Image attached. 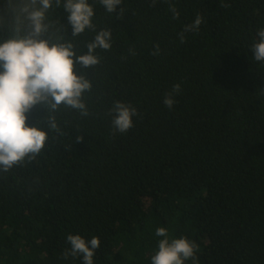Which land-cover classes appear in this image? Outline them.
Here are the masks:
<instances>
[{"label":"trees","instance_id":"1","mask_svg":"<svg viewBox=\"0 0 264 264\" xmlns=\"http://www.w3.org/2000/svg\"><path fill=\"white\" fill-rule=\"evenodd\" d=\"M90 3L112 32L86 72L90 115L62 108L40 154L0 170V264H83L63 258L70 234L99 238L93 264H151L160 227L195 242L184 264H264V61L252 51L264 0H123L112 14ZM67 15L49 19L86 51L94 34L71 37ZM11 21L0 0V43ZM116 101L137 110L126 133L107 115ZM26 115L47 129L41 105Z\"/></svg>","mask_w":264,"mask_h":264},{"label":"clouds","instance_id":"2","mask_svg":"<svg viewBox=\"0 0 264 264\" xmlns=\"http://www.w3.org/2000/svg\"><path fill=\"white\" fill-rule=\"evenodd\" d=\"M123 0H99L107 13L112 14ZM156 0H152L153 5ZM63 8L72 27L71 37L86 32L94 35L84 45L86 51H78L72 39L56 28L49 19L50 11ZM7 9L12 14L9 38L0 43V170L7 172L27 159H34L44 149L49 132H59L56 113L71 109L83 118L90 115L85 98L92 90L87 70L102 62L101 52L111 50L112 32L109 28L97 29L94 23L95 9L90 0H7ZM173 18L180 13L170 5ZM124 8L117 18H123ZM202 17L197 15L192 24L184 26L180 35L184 42L185 32L199 29ZM47 34L48 38H42ZM258 40L252 51L256 61H264V28L257 33ZM157 45L152 55L159 54ZM134 54V53H133ZM181 85L175 84L167 93L164 104L171 109L175 103L173 94H178ZM41 105L47 113V129L26 121L34 106ZM107 115L112 117L113 130L126 133L132 126V117L137 110L130 104L116 101ZM82 137H77L81 140ZM158 250L151 257V264H184L194 259L196 244L186 237L168 238L165 228L156 229ZM70 249H65L63 258L82 256L83 264H93L95 250L100 247L98 237L86 240L81 235H68Z\"/></svg>","mask_w":264,"mask_h":264}]
</instances>
